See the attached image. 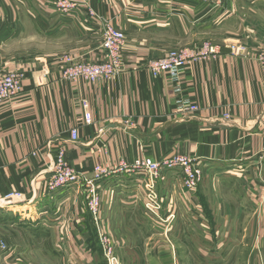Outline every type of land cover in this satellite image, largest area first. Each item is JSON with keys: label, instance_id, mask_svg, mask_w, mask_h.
<instances>
[{"label": "crops", "instance_id": "0c3cea01", "mask_svg": "<svg viewBox=\"0 0 264 264\" xmlns=\"http://www.w3.org/2000/svg\"><path fill=\"white\" fill-rule=\"evenodd\" d=\"M15 3L24 8V14ZM0 12L4 17L0 71L22 70V63H26L23 57L2 53L9 42L19 39L22 17L31 19L36 36L41 25H46L47 36L69 35L74 40L73 46L68 43L67 52L44 51L33 58L41 67L49 66L45 85L34 84L32 73H26L22 92L0 103V197L10 192L22 195L2 209L4 217H12L9 223L14 227L27 225L39 231L49 226L74 227L65 240L73 237L78 241L76 231L89 225L81 187L46 191L59 149H64L66 162L82 179L91 178L95 166L132 163L144 157L159 161L182 154L196 159L213 180L243 182L253 205L264 209V83L254 59L255 52L264 50V0H223L220 4L202 0H89L87 8L68 16L41 0H0ZM106 22L125 35L119 73L110 81L93 84L61 80L57 63L62 58L77 62L102 58L100 44ZM229 38L247 47L244 55L229 54L224 44L220 55L185 67L177 88L167 76L154 77L148 70L151 61L163 58L170 50L204 42L222 46ZM82 100L89 104L91 119L87 124H83ZM185 101L195 103L198 111L190 114L179 109ZM224 114L228 116L224 118ZM72 128H78L75 143L69 142ZM165 185L158 182V190L167 193ZM178 185L177 200H184L186 206V192ZM98 187L102 217L108 202V208L112 206L130 220L145 218L149 222L141 209L134 177L108 175ZM162 207L166 210V202ZM165 258L164 264L177 263L175 258L172 263L170 255Z\"/></svg>", "mask_w": 264, "mask_h": 264}, {"label": "rangeland", "instance_id": "374dc122", "mask_svg": "<svg viewBox=\"0 0 264 264\" xmlns=\"http://www.w3.org/2000/svg\"><path fill=\"white\" fill-rule=\"evenodd\" d=\"M16 6L24 14V8ZM20 26L19 39L9 42L2 53L23 57L26 63H22V70L26 73L42 68L38 59L33 60L40 52L63 53L70 49L68 43L73 46L74 40L69 35L47 36L46 25L40 27L43 32L34 35L32 21L26 16L20 19ZM235 40L238 39L229 38L222 45ZM255 47L259 48L257 44ZM35 50L38 54L32 53ZM162 182L166 184L167 193L158 190L163 194L162 206L166 202V210L159 213L160 219L143 208L142 196L141 209L149 222L145 218L130 220L112 206L108 208L106 202L99 226L92 222L87 210L90 223L80 232L76 231L80 235L77 234L78 241L73 237L65 240V234L76 230L74 227L49 226L46 231L27 225L16 228L4 221L0 208V238L16 248L18 254L17 262L5 263L0 259L1 264H109L108 250H112L118 264H151L150 261L164 264L168 255L172 263L175 258V264H264V209L257 210L253 205L243 182L213 180L203 171L202 180L194 190L181 187L186 192V206L184 200H177L178 176L167 174ZM173 203L177 205L174 207ZM168 215L172 217L162 222ZM55 230L56 238L52 233ZM100 235L106 238V243L101 242Z\"/></svg>", "mask_w": 264, "mask_h": 264}, {"label": "built area", "instance_id": "2783aa9c", "mask_svg": "<svg viewBox=\"0 0 264 264\" xmlns=\"http://www.w3.org/2000/svg\"><path fill=\"white\" fill-rule=\"evenodd\" d=\"M47 3L58 14L68 16L76 11H82L87 8L89 0H41ZM205 2L214 1L216 4L222 3L223 0H202ZM4 17L0 12V25L3 23ZM228 43L218 46L210 42L201 43L199 46L192 48H184L168 51L163 58L151 61L148 64V70L154 77L165 75L172 83H175L177 88L180 80V74L185 67L200 59H205L209 56H218L221 54V48L225 46L231 55H244L247 51L246 46L238 43ZM125 44V35L122 31L115 28L112 24L106 22L103 27L100 49L102 50V58L95 61L77 62L72 58L64 57L57 64L60 69L58 76L61 80L75 82L83 80L88 83H95L100 80L110 81L114 78L122 68V50ZM255 61L260 65L263 74L264 83V50H258L254 54ZM49 67V66H48ZM47 66L32 72L33 82L38 86L45 85L48 82L50 71ZM26 77L24 70L0 71V103L9 101L22 92V81ZM178 90V89H177ZM83 112V124L90 122L89 104L86 100L80 102ZM179 109L193 114L198 111L195 103L188 101L182 102ZM228 115L224 114L226 118ZM78 128H72L69 132V142L75 143L78 141ZM64 149L57 151L54 159L51 175L46 181L45 188L48 193L59 192L72 186L82 188L86 208L90 218L95 225L99 226L102 220L101 213V197L99 195L98 182L108 175L126 174L134 177L136 186L140 195L143 198V208L152 216L160 219L159 213L162 210V199L158 191V182L164 181L167 174L178 176V182L183 189L194 190L202 180L203 169L199 162L182 154H173L168 158L154 161L150 158H138L132 163L120 162L111 164L108 167L95 166L93 168V176L89 179L81 178L75 168L66 162L64 157ZM144 195H143V193ZM22 198L18 192H10L0 197V208L7 207L14 200ZM171 215L166 217L167 222ZM102 243H106V238H102ZM18 255H15L14 248L5 239L0 238V259L2 262L15 260ZM106 258L109 264H118L112 250H108ZM1 264V262H0Z\"/></svg>", "mask_w": 264, "mask_h": 264}, {"label": "trees", "instance_id": "16d2710c", "mask_svg": "<svg viewBox=\"0 0 264 264\" xmlns=\"http://www.w3.org/2000/svg\"><path fill=\"white\" fill-rule=\"evenodd\" d=\"M3 216H2V218L4 219V221L6 222V221H10V220H12V217H8V216H6V217H4V214H3V212L1 213Z\"/></svg>", "mask_w": 264, "mask_h": 264}]
</instances>
